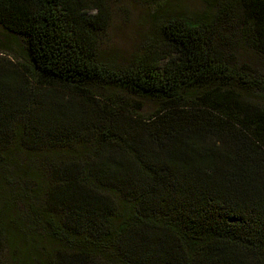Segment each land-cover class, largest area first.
<instances>
[{
	"label": "trees",
	"instance_id": "1",
	"mask_svg": "<svg viewBox=\"0 0 264 264\" xmlns=\"http://www.w3.org/2000/svg\"><path fill=\"white\" fill-rule=\"evenodd\" d=\"M142 1L0 0V264H264V0Z\"/></svg>",
	"mask_w": 264,
	"mask_h": 264
},
{
	"label": "rangeland",
	"instance_id": "2",
	"mask_svg": "<svg viewBox=\"0 0 264 264\" xmlns=\"http://www.w3.org/2000/svg\"><path fill=\"white\" fill-rule=\"evenodd\" d=\"M172 8L186 11H198L203 7V0H168ZM110 18L101 34L100 48L103 55L110 60L124 62L133 56L142 55L149 49V39L153 38V17L157 6L142 0H107ZM1 34V33H0ZM251 66L262 69L264 66L252 59ZM263 67V68H262ZM133 108L139 112L149 113L155 107L150 100L131 101ZM5 254V253H4ZM7 255L4 256V260Z\"/></svg>",
	"mask_w": 264,
	"mask_h": 264
}]
</instances>
